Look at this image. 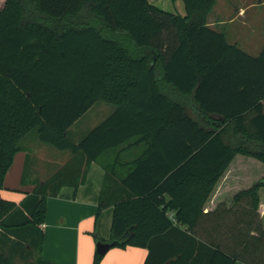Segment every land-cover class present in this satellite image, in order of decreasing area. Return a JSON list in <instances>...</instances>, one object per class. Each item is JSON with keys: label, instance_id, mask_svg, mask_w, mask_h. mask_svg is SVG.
<instances>
[{"label": "trees", "instance_id": "obj_1", "mask_svg": "<svg viewBox=\"0 0 264 264\" xmlns=\"http://www.w3.org/2000/svg\"><path fill=\"white\" fill-rule=\"evenodd\" d=\"M215 2L183 0L179 14L149 0H2L0 188L35 130L42 143L103 165L98 213L112 206V247L146 248L143 264H264V176L230 205L203 208L236 154L264 163V45L252 55L209 27ZM97 101L113 110L70 139ZM70 162L20 202L0 199V264H56L41 257V225L48 197L85 180ZM118 165L128 172L108 187ZM102 257L95 251L92 264Z\"/></svg>", "mask_w": 264, "mask_h": 264}, {"label": "crops", "instance_id": "obj_2", "mask_svg": "<svg viewBox=\"0 0 264 264\" xmlns=\"http://www.w3.org/2000/svg\"><path fill=\"white\" fill-rule=\"evenodd\" d=\"M258 1L261 6H264V0ZM222 3L219 6V0H216L215 5L208 14L207 24L215 30L219 29L218 31H222L226 35L227 25L230 26L234 21V17H231L228 21L219 20L220 15L215 12L219 7L220 9L225 7ZM239 9L237 16L243 18L246 10L243 7ZM224 24H226L225 29ZM262 35H264V30H262ZM262 40H264V37L260 38L256 44L246 45V48L253 49L256 52L262 46ZM101 108V110H106L108 113L113 110V106H111L112 109L105 105ZM108 115H105V117ZM73 125L69 128V131ZM72 130L74 133L75 129ZM27 140L28 138L23 140V149L14 154L13 162L4 177L3 187L0 188V199L18 203L34 189L35 180H42L51 176L50 167H47L48 165L44 162L49 161L48 157H52L56 153L34 142L31 144L24 143ZM143 148L142 143L132 144L128 150L120 153L121 163L131 161L140 154ZM47 150L50 151L52 156L45 154ZM114 155L115 151L109 150L105 160L111 163ZM71 159L72 161H79L81 169L86 170L85 180L76 189L72 186H63L57 195L48 197L45 218L41 225L44 232L41 257L56 264H92L96 238L108 242L111 237L112 206L106 207L98 213L99 196L105 184V169L100 162L91 161L86 164L85 158L69 151H66L64 160L58 163L64 165ZM248 165L257 168L250 177L246 169ZM116 171L114 177L111 176L109 180L106 179L107 183L111 182L109 185L106 184L108 187L118 185V177L128 172L127 167L122 165H118ZM24 172L26 179L25 183H22L21 178ZM262 176H264V163L251 156L236 154L221 177L215 182L203 205L204 211L216 208L221 202L230 205L237 191L249 187ZM259 199V213L262 223H264V186L259 188ZM147 253L148 250L144 247L115 246L103 255L99 264H143ZM233 264L247 263L237 260Z\"/></svg>", "mask_w": 264, "mask_h": 264}, {"label": "rangeland", "instance_id": "obj_3", "mask_svg": "<svg viewBox=\"0 0 264 264\" xmlns=\"http://www.w3.org/2000/svg\"><path fill=\"white\" fill-rule=\"evenodd\" d=\"M152 4L166 10L169 12L184 14L185 13V7L183 0H149ZM221 0H219V6L224 5L225 7H215L218 8L215 13L219 14V20L228 21L231 17H234V21L230 24L228 27L227 25V34L226 38L227 41L230 43L236 42V44L246 52L256 55L261 47L255 52L253 49L249 50L246 48V45L256 44L259 42V39L264 37L262 35V30H264V6H261L258 0H223L221 3ZM0 3H2V0H0ZM218 4V3H217ZM243 7L246 10L245 16L243 18L238 17L239 8ZM226 24L223 25L225 29ZM262 27V30H261ZM229 29V31H228ZM219 30V29H218ZM261 45H264V40H262ZM103 104L106 107L108 106L111 108L112 105L105 103L103 101L96 102V104L87 111V113L83 114L73 125L72 129H75V132L73 133V130L71 129L68 133V137L72 140H79L86 135V133L92 129L97 123H99L105 115H108V111L101 110ZM112 109V108H111ZM35 130L31 132L29 135H27L25 139L28 138L27 144L35 143L40 144L39 146H42L44 148H47L48 150H52L56 155H53L50 153V151H46L45 154L48 157L49 161H45L44 163L48 165L47 167H50L51 175L55 174L58 170V173L65 174L64 165H60L58 162L64 160V157L66 156V151H59L55 147L49 144L42 143L37 136L34 135ZM31 147V145H29ZM30 149V148H29ZM65 162V161H64ZM73 162V170L76 168V161ZM70 162L69 164H71ZM249 177L255 173L257 168L251 167V165H248L246 168ZM45 171V169H43ZM43 171V172H44ZM61 173V174H62ZM73 175V174H71ZM260 178V177H259ZM44 180L46 178H43ZM42 179V180H43ZM258 179V178H257ZM262 220V219H261Z\"/></svg>", "mask_w": 264, "mask_h": 264}, {"label": "water", "instance_id": "obj_4", "mask_svg": "<svg viewBox=\"0 0 264 264\" xmlns=\"http://www.w3.org/2000/svg\"><path fill=\"white\" fill-rule=\"evenodd\" d=\"M114 244H115L114 241H108V242L96 241L95 251L104 255Z\"/></svg>", "mask_w": 264, "mask_h": 264}]
</instances>
